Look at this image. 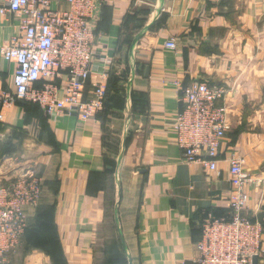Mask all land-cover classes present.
<instances>
[{
  "label": "crops",
  "instance_id": "1",
  "mask_svg": "<svg viewBox=\"0 0 264 264\" xmlns=\"http://www.w3.org/2000/svg\"><path fill=\"white\" fill-rule=\"evenodd\" d=\"M17 23L0 14V95L14 90L15 63L2 47ZM94 28V62L110 68L95 118L0 101V185L26 173L42 180L8 264H96L109 222L126 264H189L204 219L229 214L231 155L264 177V0H102ZM98 81L90 76L82 101ZM195 81L226 90L216 170L186 163L173 130L182 89ZM247 192L245 214L263 229L256 264H264V188ZM43 221L54 225L59 261L28 239Z\"/></svg>",
  "mask_w": 264,
  "mask_h": 264
},
{
  "label": "built area",
  "instance_id": "2",
  "mask_svg": "<svg viewBox=\"0 0 264 264\" xmlns=\"http://www.w3.org/2000/svg\"><path fill=\"white\" fill-rule=\"evenodd\" d=\"M101 4L102 0H0V14L18 21V33L2 47L3 58L15 63L14 90L2 91L0 101L35 103L52 116L95 118L103 109L110 75L106 64L100 70L94 62V21ZM166 47L174 50L175 40ZM96 73L99 81L93 97L84 102L82 91ZM182 90L184 107L173 120V130L184 161L216 170L228 130V109L222 103L226 90L204 81ZM229 163V214H209L204 219L198 256L189 264H252L261 250L262 226L245 210L247 185L264 188V177L251 174L239 156L231 155ZM41 192L42 180L31 173L0 185V264H8L10 254L19 247L28 226L25 207L36 205Z\"/></svg>",
  "mask_w": 264,
  "mask_h": 264
},
{
  "label": "trees",
  "instance_id": "3",
  "mask_svg": "<svg viewBox=\"0 0 264 264\" xmlns=\"http://www.w3.org/2000/svg\"><path fill=\"white\" fill-rule=\"evenodd\" d=\"M18 101H22V100H18ZM22 102H27V101H22ZM27 103H29V104H35V103H31V102H27ZM48 210H49V212H53V209L52 208H49ZM48 210L46 211L47 212L46 216L48 214L50 215V213L48 212ZM45 219L49 223H50V221L52 222V220L49 221V220H47V218H45ZM38 224H39V222H38ZM43 224H44V221L39 225V227L42 226L41 227L42 229L44 228L43 229V232L39 231V233H36V234H38V240L39 241L37 243H35V241L34 242L31 241V242H32V244L34 246L46 250V252H48L54 259H56V260L59 261V260L62 259V256H61V252L59 250L58 244H57L58 242H56V241L53 240L54 234L51 233L49 231V229H46L45 228V225L46 224L45 225H43ZM53 226H54L53 224H50V227L51 228H53ZM42 236H44V238H45V242L44 243H42L40 241V239H41ZM111 255H113V254H111ZM113 257L114 256L108 257L107 264H126V261L127 260H126V258L121 253L118 252V254L115 256V258H113Z\"/></svg>",
  "mask_w": 264,
  "mask_h": 264
},
{
  "label": "rangeland",
  "instance_id": "4",
  "mask_svg": "<svg viewBox=\"0 0 264 264\" xmlns=\"http://www.w3.org/2000/svg\"><path fill=\"white\" fill-rule=\"evenodd\" d=\"M45 228L46 229L51 228L50 224L47 223L45 225ZM105 228H106V232L102 236V240H101V242L99 244V249L100 250L97 253L96 264H107L108 257L114 256L113 258H115V256L118 254V250H117V246H116L118 241L116 239V235L114 234L112 223L109 222L108 224H106ZM49 231H52V230L49 229ZM28 239H30L32 242L35 241V243H37L39 241L38 240V234L31 235V236H29ZM40 241L42 243L45 242L44 236L41 237ZM110 253L113 254V255H111Z\"/></svg>",
  "mask_w": 264,
  "mask_h": 264
},
{
  "label": "water",
  "instance_id": "5",
  "mask_svg": "<svg viewBox=\"0 0 264 264\" xmlns=\"http://www.w3.org/2000/svg\"><path fill=\"white\" fill-rule=\"evenodd\" d=\"M133 48H134V45H133L132 49H133ZM259 220H260V222L262 221V220H261V216L259 217ZM257 260H258V257L255 255V256L253 257V264H256Z\"/></svg>",
  "mask_w": 264,
  "mask_h": 264
}]
</instances>
